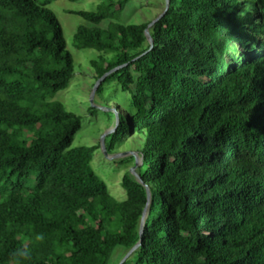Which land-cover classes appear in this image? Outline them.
Segmentation results:
<instances>
[{"label":"trees","instance_id":"obj_1","mask_svg":"<svg viewBox=\"0 0 264 264\" xmlns=\"http://www.w3.org/2000/svg\"><path fill=\"white\" fill-rule=\"evenodd\" d=\"M98 1L70 12L98 24L129 2ZM149 22L73 34L111 54L90 60L95 79L128 63L95 92L121 75L130 94L106 151L144 137L150 203L122 264H264V0H169L132 60ZM72 74L45 2L0 0V264H118L140 239L145 186L125 170L115 200L90 166L95 147L69 146L81 116L50 100Z\"/></svg>","mask_w":264,"mask_h":264},{"label":"rangeland","instance_id":"obj_2","mask_svg":"<svg viewBox=\"0 0 264 264\" xmlns=\"http://www.w3.org/2000/svg\"><path fill=\"white\" fill-rule=\"evenodd\" d=\"M45 2V6L55 14L63 36L66 49L69 51L73 63V74L67 86L58 90L50 100L59 101L64 108L81 116L80 126L74 133L70 147L94 146L95 150L90 161L92 170L105 182L109 194L115 200L125 198V191L120 185L121 177L125 170L134 163V157L129 152L141 149L144 137L137 132L127 133L115 145L111 154L118 155L115 158L107 157L100 146L102 134L113 126L115 115L108 108H119V112L127 110L130 94L121 90L118 75L115 81L104 83L101 91L94 94L93 104L90 103V92L95 79L94 69L90 60L96 59L98 55L105 58L111 54L98 51L93 48L78 49L73 44V34L76 29L83 25L91 27L96 25L106 28L113 21L122 24H138L155 18L164 9V0H129L116 20L104 19L98 24L84 20L79 15L70 11L96 9L98 0H37ZM243 49L237 48L234 53L241 56ZM122 110V111H121ZM108 139H104L107 146ZM115 259V257H114Z\"/></svg>","mask_w":264,"mask_h":264},{"label":"water","instance_id":"obj_3","mask_svg":"<svg viewBox=\"0 0 264 264\" xmlns=\"http://www.w3.org/2000/svg\"><path fill=\"white\" fill-rule=\"evenodd\" d=\"M168 5H169V0H165V4H164V9L155 17L153 18L148 24L147 26L145 27L144 29V34L146 36V40L149 44V48L147 50H145L144 52H142L140 55L136 56L135 58H133L132 60H136L138 59L140 56L146 54L149 50L152 49L153 47V39L152 37L150 36L149 34V28L157 21L159 20L163 15L164 13L166 12L167 8H168ZM128 63H124V64H121V65H118V66H115L111 69H109L108 71H106L105 73H103L99 78L96 79V82L94 83L93 85V88L90 92V97H89V101L91 104H93V97H94V94L97 90V87L98 85L100 84V82L106 77L108 76L109 74H111L112 72L118 70L119 68L127 65ZM110 111H112L115 115V119H114V124L111 128L107 129L101 136V141H100V146H101V149L103 151V153L107 156V157H110V158H115L117 157L118 155L116 154H111V153H108L105 149V145H104V139L106 137V135H108L109 133H112L113 131H115L118 123H119V113H118V110L116 108H108ZM129 154H131L133 157H134V163L133 165L129 168V172L135 177V179L141 183L142 185L145 186V189H146V203H145V206L142 210V213H141V217H140V221H139V236H140V239L139 241L133 245L125 254L124 256L121 258V260L119 261L118 264H122L126 259L127 257L131 254V252H133V250H135L140 244H141V239H142V234H143V228H144V222H145V218H146V215H147V211H148V206H149V203H150V190L148 188V186L146 184H144V182L142 181V179L140 178V176L137 174L136 172V169L137 167L142 163V155L139 154L137 151H133V152H129Z\"/></svg>","mask_w":264,"mask_h":264}]
</instances>
